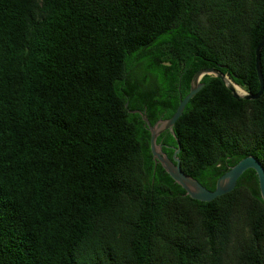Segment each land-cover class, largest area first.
Instances as JSON below:
<instances>
[{
	"label": "trees",
	"instance_id": "trees-1",
	"mask_svg": "<svg viewBox=\"0 0 264 264\" xmlns=\"http://www.w3.org/2000/svg\"><path fill=\"white\" fill-rule=\"evenodd\" d=\"M263 37L264 0H0V264H264L255 170L192 198L128 110L171 116L205 67L256 92ZM200 81L156 141L212 189L264 165V88Z\"/></svg>",
	"mask_w": 264,
	"mask_h": 264
},
{
	"label": "water",
	"instance_id": "water-1",
	"mask_svg": "<svg viewBox=\"0 0 264 264\" xmlns=\"http://www.w3.org/2000/svg\"><path fill=\"white\" fill-rule=\"evenodd\" d=\"M264 44V37L258 41L255 46V67L259 80V88L256 92H248L243 89V92H238L235 87L226 82L225 76L228 74L222 72L216 67H205L198 69L192 76L191 84L188 92L181 96L176 109L171 116L167 118H158L153 123L150 122L149 118L145 113L139 108H128L131 112H138L150 131L149 135V146L154 159L162 165L165 171L173 178L175 182L184 188L185 193L190 197L199 200H210L213 197L230 191L236 184L238 177L247 168H253L257 175V181L259 186L260 195L264 201V165L262 162L253 154H247L235 163L230 165L223 173H221L215 181L214 188H208L202 182H200L196 177L186 173L182 170L180 166V158L177 155L179 151V146H175L172 152V157H170L162 148L163 144L157 142L156 138L158 134L169 128L173 132L172 125L174 124L176 118L182 113L187 101L203 86L204 82L200 81L201 77L205 73L213 74L218 76L226 86L232 91L234 96H243L245 98H256L258 97L264 88V78L261 70L260 63V51ZM213 72V73H211ZM229 77V76H228ZM230 78V77H229ZM231 79V78H230ZM232 80V79H231ZM233 81V80H232ZM234 82V81H233ZM235 83V82H234ZM127 105V102L125 103Z\"/></svg>",
	"mask_w": 264,
	"mask_h": 264
},
{
	"label": "bare ground",
	"instance_id": "bare-ground-1",
	"mask_svg": "<svg viewBox=\"0 0 264 264\" xmlns=\"http://www.w3.org/2000/svg\"><path fill=\"white\" fill-rule=\"evenodd\" d=\"M225 80H226V82L232 84L238 92H243V89L240 88V87H238V86H237L238 84L234 83V82L231 81L229 78H227V75L225 76ZM235 84H236V85H235Z\"/></svg>",
	"mask_w": 264,
	"mask_h": 264
},
{
	"label": "rangeland",
	"instance_id": "rangeland-1",
	"mask_svg": "<svg viewBox=\"0 0 264 264\" xmlns=\"http://www.w3.org/2000/svg\"><path fill=\"white\" fill-rule=\"evenodd\" d=\"M211 73H213V72H211ZM228 76H229V75H228ZM228 76H227V78H229ZM229 79H230V78H229ZM230 80H231V79H230ZM231 81H232V80H231ZM238 87H240V86L238 85ZM240 88L244 89L243 87H240Z\"/></svg>",
	"mask_w": 264,
	"mask_h": 264
}]
</instances>
